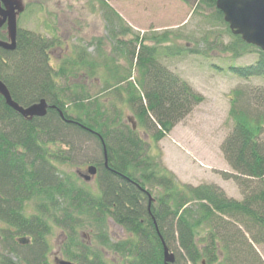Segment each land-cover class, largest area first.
Here are the masks:
<instances>
[{
    "label": "trees",
    "instance_id": "16d2710c",
    "mask_svg": "<svg viewBox=\"0 0 264 264\" xmlns=\"http://www.w3.org/2000/svg\"><path fill=\"white\" fill-rule=\"evenodd\" d=\"M100 1L113 51L126 48L128 68L105 65L109 79L95 97L85 80L95 77L99 62H90L86 54L54 70L48 53L53 42L20 29L16 51L0 48V80L13 100L25 108L41 100L51 106L46 117L28 121L0 96V224L8 228L0 264H54L49 257L51 225L67 231L63 253L81 264H107L99 247L97 254L89 245L80 256L73 253L79 243L77 230L83 228L94 233L92 245L125 264H165V248L174 264H264L255 248L264 246V87L233 91L229 116L234 127L221 147L235 172L224 174L225 179L236 182L243 200L228 198L214 185L180 184L149 154V145L127 124L116 102L127 105L144 132L152 131L153 140L160 142L205 99L159 61L173 54L169 46L162 47L170 43V33L140 38L110 0ZM217 1L199 0L197 8L211 11L232 34ZM129 35L133 40H121ZM0 39H7L4 29ZM234 39L225 52L239 56L253 51L258 58L230 72L241 79H264V52L240 37ZM181 53L178 49L173 55ZM133 68L138 72L135 83L130 80ZM77 76L82 79L78 85L70 81ZM109 92L113 100H99ZM88 142L100 152L93 164L99 172L98 196L59 168L84 154ZM58 145L67 147L68 155ZM28 204L34 205V212ZM108 218L130 237L111 242L105 228ZM205 223L207 233L198 244L196 232ZM16 237H29L31 243L20 246Z\"/></svg>",
    "mask_w": 264,
    "mask_h": 264
},
{
    "label": "rangeland",
    "instance_id": "374dc122",
    "mask_svg": "<svg viewBox=\"0 0 264 264\" xmlns=\"http://www.w3.org/2000/svg\"><path fill=\"white\" fill-rule=\"evenodd\" d=\"M26 11L18 19V28L40 35L53 42L48 53L50 66L58 70L63 62L79 61L81 54H86L90 62L98 61V73L95 77L85 80L93 88L92 96L102 90L108 74H104L105 65L128 68L124 52L114 53V44L109 40L100 0H23ZM199 0H110L108 4L124 19L140 38H151L156 34L170 33L169 46L172 53L163 55L160 62L171 72L180 76L197 93L204 97L191 115L181 121L174 130L162 141L153 140V132H144L133 118L132 111L127 105L117 99V107L121 108L123 118L132 127L130 118L134 119L142 139L149 145V154L160 159L163 166L173 174L182 185L198 187L214 185L221 188L230 199L242 201L244 196L233 179H225L224 174L233 175L235 172L226 161L222 152V144L233 130L234 122L229 116L231 95L236 89H252L264 87V79H241L233 75L229 68L233 66H249L258 55L251 51L248 54L235 56L225 52V48L234 44V36L227 28L217 21L212 12L197 8ZM5 31V29H4ZM7 36V34H6ZM121 38V37H120ZM125 42L133 40L131 35L121 38ZM146 45L155 46L154 41ZM161 47V46H160ZM177 48V49H176ZM241 51V50H240ZM102 61H105L102 64ZM123 73V71H122ZM132 78L138 72L133 68ZM80 75H83L80 73ZM123 75V74H122ZM73 84L81 83L80 76L70 78ZM64 84L65 80L57 79ZM77 84V85H78ZM112 92L99 98L102 102L113 100ZM84 154H78L73 160L59 165L60 170L73 176L79 185L95 195H99L98 177L91 182H85L79 173L85 174L87 168L100 159V152L95 143H84ZM67 155L69 150L58 145ZM196 204H193L195 207ZM27 209L34 212V205L28 204ZM50 260L59 259L70 261L63 253L64 243L68 233L60 227L51 225ZM105 228L111 242L115 243L128 239L130 235L111 218L106 219ZM207 224L198 228L197 243L206 236ZM8 231L0 224V252H3L2 236ZM78 247L72 249L77 256L82 254L84 246L89 245L93 253H99L107 264H125L114 253L104 251L98 244L92 243L94 233L90 228L78 229ZM4 237V236H3ZM18 237H16L17 239ZM4 243V242H3ZM264 261V246H255ZM73 262V261H72ZM81 264L80 262H74Z\"/></svg>",
    "mask_w": 264,
    "mask_h": 264
},
{
    "label": "water",
    "instance_id": "95a60500",
    "mask_svg": "<svg viewBox=\"0 0 264 264\" xmlns=\"http://www.w3.org/2000/svg\"><path fill=\"white\" fill-rule=\"evenodd\" d=\"M217 9L224 15V21L229 25L234 36L240 37L247 45L254 46L264 52V0H218ZM26 11L23 0H0V31L6 27L7 40L0 39V48L14 52L18 43V19ZM0 96L5 99L7 106L23 116L26 120L32 121L35 118L47 116L50 104L41 100L27 108L19 105L13 100L7 86L0 80ZM133 129H137L132 118ZM106 154V153H105ZM107 158V157H106ZM107 164V162H106ZM98 173L96 166L88 168L85 174L80 176L90 182ZM20 246H27L31 243L30 238H19ZM165 264H174V256L165 248ZM55 264H75L71 261L55 259ZM205 264V262H203Z\"/></svg>",
    "mask_w": 264,
    "mask_h": 264
},
{
    "label": "flooded vegetation",
    "instance_id": "af4514ba",
    "mask_svg": "<svg viewBox=\"0 0 264 264\" xmlns=\"http://www.w3.org/2000/svg\"><path fill=\"white\" fill-rule=\"evenodd\" d=\"M90 167V166H89ZM99 173V172H98ZM19 238H23V237H18L17 239H16V242H17V240L19 239ZM24 238H29V237H24ZM18 243V242H17ZM30 245V244H29ZM28 246V245H27ZM58 257V256H57ZM59 258V257H58ZM56 259V258H55ZM55 259H54V261H53V263H55Z\"/></svg>",
    "mask_w": 264,
    "mask_h": 264
}]
</instances>
